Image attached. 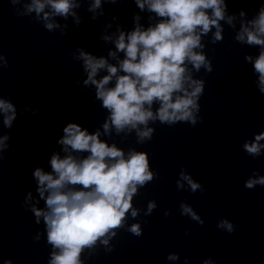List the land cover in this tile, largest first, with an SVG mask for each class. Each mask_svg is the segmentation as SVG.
<instances>
[{
	"label": "clouds",
	"instance_id": "clouds-1",
	"mask_svg": "<svg viewBox=\"0 0 264 264\" xmlns=\"http://www.w3.org/2000/svg\"><path fill=\"white\" fill-rule=\"evenodd\" d=\"M8 2L16 5L22 0ZM105 2L117 4L127 0ZM131 2L141 12L147 9L158 19L144 28L138 23L139 15H136L133 18L135 27L131 31L117 28L119 34L113 40L115 51L108 52V57L117 60V63H109L107 58L97 57L83 49H77L79 54L74 59L83 62V70L87 73L83 86L95 87V99L106 110L103 133L110 136L114 129L117 135L124 133L127 136L135 132L136 143L144 144L151 141L155 133V128L150 124L159 122L161 125L173 126L188 123L194 127L202 122L199 101L204 95L206 82L203 78H194L193 70L196 73L202 68L206 73L213 71L203 38L211 33V44L223 42L224 28L221 21L234 29L236 16L227 14L231 0ZM79 7L77 0H30L25 4L24 12L17 11L16 15L35 13L36 19L43 21V27L52 32L61 27L54 22V17L67 20L73 16L79 26L81 21L74 11ZM100 8L101 0H93L88 11L95 12ZM239 16L245 17V11L241 10ZM65 33L62 30L61 34ZM101 38L104 41L112 40L110 36ZM234 40L241 45L259 48L255 58L246 54L244 59L246 63L252 64L258 76L257 89L264 95V3L254 18L241 20ZM117 53H123V58L119 59ZM6 67L8 60L0 53V72ZM101 70L106 71V74L99 76ZM154 105L157 106L155 109ZM28 110L35 115L34 110ZM0 115L3 116L4 128L11 129L17 119V107L2 94ZM10 138L7 133L0 135V162L10 147ZM261 141H264V131L254 134L250 141L246 140L242 149L253 158L259 157L264 152V143ZM57 144L62 146L66 155L62 157L53 152L49 161L50 171H45L42 166L33 170L39 199L26 206L34 199L32 191L27 192L24 198V206L33 214L35 224L43 222L44 233L38 231L34 240L39 241L42 235H46V243L51 247L47 264H84L82 253L94 251L98 243L111 252L113 248L108 247L109 242L122 229L140 237L143 234L141 223L128 226V220H136L140 216L141 209L134 206V199L140 195V189L158 176L152 170L148 152L132 148L125 153L115 143L110 144L101 139L99 129L90 132L75 122L63 127V135ZM80 153L86 155H76ZM185 184L192 193L204 191L202 184L182 168L176 181L177 190L185 189ZM257 185L264 186V176L253 172L244 186L251 190ZM41 200L44 206L38 207ZM156 207L155 200L148 201L144 216L151 215ZM179 208L181 215L190 217L200 225L204 224V220L188 203L181 202ZM169 214L165 210L164 215ZM217 227L229 234L235 231V225L228 219H221ZM166 259L179 260L180 257L172 253ZM3 264L13 262L6 259ZM185 264H188L187 258ZM202 264H214V261L207 258Z\"/></svg>",
	"mask_w": 264,
	"mask_h": 264
}]
</instances>
